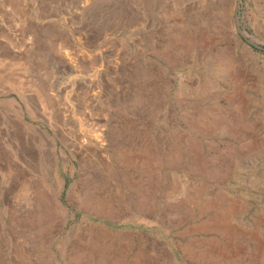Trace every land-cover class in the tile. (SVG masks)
Here are the masks:
<instances>
[{
	"label": "rangeland",
	"instance_id": "374dc122",
	"mask_svg": "<svg viewBox=\"0 0 264 264\" xmlns=\"http://www.w3.org/2000/svg\"><path fill=\"white\" fill-rule=\"evenodd\" d=\"M0 264H264V0H0Z\"/></svg>",
	"mask_w": 264,
	"mask_h": 264
},
{
	"label": "bare ground",
	"instance_id": "6f19581e",
	"mask_svg": "<svg viewBox=\"0 0 264 264\" xmlns=\"http://www.w3.org/2000/svg\"><path fill=\"white\" fill-rule=\"evenodd\" d=\"M126 164V163H125ZM129 165V164H128ZM226 230H227V228H226ZM229 231V230H228Z\"/></svg>",
	"mask_w": 264,
	"mask_h": 264
}]
</instances>
